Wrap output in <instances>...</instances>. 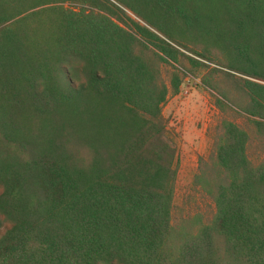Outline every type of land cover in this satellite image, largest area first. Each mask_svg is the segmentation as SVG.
Masks as SVG:
<instances>
[{
  "label": "trees",
  "instance_id": "16d2710c",
  "mask_svg": "<svg viewBox=\"0 0 264 264\" xmlns=\"http://www.w3.org/2000/svg\"><path fill=\"white\" fill-rule=\"evenodd\" d=\"M190 54L220 66L203 82L247 120L222 118L198 160L208 219L174 202L162 114L206 67ZM254 137L264 0H0V264H264Z\"/></svg>",
  "mask_w": 264,
  "mask_h": 264
},
{
  "label": "rangeland",
  "instance_id": "374dc122",
  "mask_svg": "<svg viewBox=\"0 0 264 264\" xmlns=\"http://www.w3.org/2000/svg\"><path fill=\"white\" fill-rule=\"evenodd\" d=\"M135 8H138V5ZM123 9L132 20L147 25L134 12L125 7ZM158 35L169 41L162 34L158 33ZM190 55L204 62L206 67L180 78L178 91L167 96L162 106V114L166 124L165 139L175 149L174 202L183 207L184 215L198 211L203 214L204 219H208L214 208L213 202L201 192L196 191L197 189L192 185L193 177L198 169V160L200 157L207 158L210 154L222 118L234 120L243 126L247 124V120L231 110L226 113L221 112L216 105L218 94L204 84L203 78L214 76L211 68L220 66L196 55ZM75 66L79 65L73 64V68ZM162 76L168 80L164 67ZM248 155L254 163L264 160V138L254 137L251 140ZM1 189L0 186V191ZM0 220L3 222V227L9 226L10 221L2 214H0Z\"/></svg>",
  "mask_w": 264,
  "mask_h": 264
}]
</instances>
